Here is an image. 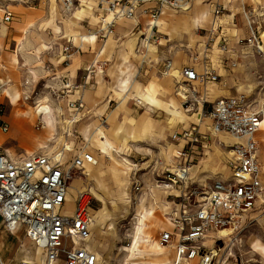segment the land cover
I'll return each mask as SVG.
<instances>
[{
    "label": "rangeland",
    "instance_id": "obj_1",
    "mask_svg": "<svg viewBox=\"0 0 264 264\" xmlns=\"http://www.w3.org/2000/svg\"><path fill=\"white\" fill-rule=\"evenodd\" d=\"M186 1L190 6L189 10L185 11L182 8L171 10L181 20L178 19L172 24L162 16L159 19L163 39L161 44L154 45L156 47L152 49L153 57L161 56L164 59L182 57L189 60L193 47L197 45V48L200 44L204 34L203 27L210 25L213 21L209 11V1ZM220 1L223 2L225 9L220 17L221 20L217 21L224 26L225 31L249 35L254 30L264 37V0ZM6 4L14 11L15 17L11 23H6L9 27V35L0 40V64L10 68V58L13 57L14 50L22 45L21 42L25 43V48L21 52L23 58L19 56V64L14 62V66L9 69L14 72L10 76L19 96L15 104L6 99L5 112L9 118L24 116L31 136L28 139H22L18 135L10 136L11 130L7 133L0 130L1 138L8 136L1 143L0 150L16 158H25L34 153L51 154L54 152L55 145L59 143V119L57 115L51 118L50 115L36 113V106L40 100L49 97V87L43 78L36 81L35 75L43 65L42 59L45 60L49 57V53L51 55V52H59L62 49V41L57 39L56 42L48 45L46 31L52 29L56 32L57 26H60V34L65 35L70 30L77 31L82 30L83 26L95 25L96 18H93L91 13L80 10V7H83L81 5L76 6L72 13L66 15L54 0H8ZM12 4L19 6L20 9L17 8L16 11ZM86 4L91 8L90 0ZM1 6L5 7L2 0H0ZM245 9H248V12L243 13ZM1 15L2 12L0 19ZM11 30L15 32V39L10 34ZM140 30L141 25L133 26V29H128L129 34L122 38L118 37L119 41L118 38L114 40L117 34L115 33L107 42V50L112 58L107 65V72L103 73V80L109 85L107 89L116 96L111 100L110 108H114L117 102H120L123 112L115 113V117L108 120L105 133L113 146L138 166L128 165L131 166L128 168L120 159L121 164H117L114 160H110L109 156L103 157L98 148L100 164L93 169H88L90 173L99 170L98 175L92 179L85 175L83 177V185L92 187L94 195L95 212H93L90 243L98 253L97 264H148V262L157 263L164 259H172L171 255L158 258L150 252L157 248L155 240L159 227L164 224L163 213L168 205L167 200L170 199H167L165 188H157V184L169 171H174L176 161L172 156L173 150L168 140V133L178 126L179 118L171 119L169 116L165 118L159 107H154L152 110L155 112H153L149 109V103L141 104L138 99V94L143 91L156 95L158 92L167 91L169 100L174 102L172 93L169 95L170 89H167L166 80L153 69L154 67L150 66L152 64L150 60L153 57L145 62L149 70L140 75L141 56H136L137 54L132 50V47L135 48L136 45L129 42V35L139 33ZM124 41L126 45L122 44ZM130 59L132 63L127 62ZM226 69L227 73L219 77L215 89L219 95L244 93L255 99L264 87V55L245 59L238 66ZM122 79H126L124 88L119 85ZM258 103L264 106L261 102L258 101ZM175 106L182 109L178 103ZM51 110L53 112V104ZM153 118H156V125L153 124L155 123ZM210 138L212 139V137L208 139L211 140ZM226 138H222V142H219L221 151L211 144L206 149V153L201 156L199 164L200 169L205 171L203 176L206 177L205 174L209 176L207 169L224 173L225 153L220 152L225 151L222 143L229 142ZM262 150L264 154V147ZM135 172V178L140 179L144 186L139 193L135 192L133 185ZM89 175L93 176L92 173ZM79 186L78 178L71 181L67 211L66 208L64 210L67 213L74 204L75 189ZM3 233L5 231L0 227V234ZM137 234L140 254L128 249ZM247 235L242 249L243 256L264 264V221L253 227ZM23 237L26 236L22 231H17V234H7L6 258L0 255L5 264L13 263L16 256L23 250L33 249L32 243L28 239L25 241ZM203 244L209 245L208 241ZM228 261H231V258H228Z\"/></svg>",
    "mask_w": 264,
    "mask_h": 264
},
{
    "label": "built area",
    "instance_id": "obj_2",
    "mask_svg": "<svg viewBox=\"0 0 264 264\" xmlns=\"http://www.w3.org/2000/svg\"><path fill=\"white\" fill-rule=\"evenodd\" d=\"M64 14L72 13L77 0H56ZM96 15L101 26L89 31L95 40L104 42L114 33L118 19L136 20V9L146 3H154L142 11L149 15L147 42L159 43L163 35L157 32V23L164 6L182 8L186 0H94ZM215 16L224 9L220 4L213 7ZM12 12L5 10L3 19L9 21ZM239 47H255L263 52L261 33L254 30L248 37L236 39ZM217 49L234 53L227 36L218 27L208 32L206 51ZM73 45L67 44L63 51L68 58ZM67 63V62H66ZM236 60L231 65L236 66ZM107 60L94 58L86 67L83 82L64 80L59 89L63 93L84 91L95 87L90 81L97 73H104ZM168 62L164 73L170 74ZM172 74V73H171ZM175 77L174 92L180 97L182 109L193 119L189 129L173 134L174 141L186 140V144L173 150L178 159L174 171H169L157 184L160 188L177 190V208L170 215L172 229L162 230L159 247L174 246L177 263L196 260L197 264H260L243 256L248 232L264 217V182L261 173L264 166L258 159L259 144L256 133L264 126V110L254 107L245 94L221 97L207 105L205 95L193 89L199 82L207 85L219 81V75L208 64L197 72L189 66L179 70ZM8 81L0 83V127L9 130L4 120V95ZM55 92V91H54ZM72 118L78 119L84 110L82 95L70 101ZM101 122L104 118L100 117ZM205 125L209 134L204 137L200 128ZM220 132L232 135L236 142L231 146L227 160L230 169L226 176L216 175L207 181L191 177L194 152L200 139H208ZM63 148L53 154H31L16 159L0 151V218L9 232L23 225L26 237L33 242L37 255L22 258L18 264H96L98 256L86 245L91 236L94 201L90 189H78L74 204L65 212L71 181L84 171L86 165H97L98 158L90 151H79L70 162L63 161ZM182 169L184 173H178ZM189 170V171H186ZM196 173V172H195ZM134 184L136 193L141 183ZM67 211V208H66ZM72 241V243H70ZM208 241L209 245L203 242ZM231 258V261H228ZM0 264H5L0 258ZM128 264V263H127Z\"/></svg>",
    "mask_w": 264,
    "mask_h": 264
},
{
    "label": "crops",
    "instance_id": "obj_3",
    "mask_svg": "<svg viewBox=\"0 0 264 264\" xmlns=\"http://www.w3.org/2000/svg\"><path fill=\"white\" fill-rule=\"evenodd\" d=\"M54 1H55L56 5L60 8L59 3L56 0H54ZM87 1L88 0H77L76 6H78V5L83 6V7H80V10H83V11H87L86 8H89L90 11H87V12L91 13L93 18L94 17L96 18L95 19V21H96L95 25H90L88 27L83 26L82 30H77V31L70 30L65 35L60 34L61 33L60 26H57L56 32L52 29L47 30L46 31V35H47L46 36L47 37L46 42H47V44L48 45L53 44L54 42H56L55 40L59 39L62 41V43H61L62 49H60L59 52H54V53L51 52V55L49 53L48 54L49 57L47 59L41 60L43 65L40 67L39 70H37L35 78H37L36 81H38L42 78L45 79V81L47 83V87H49V97H47L45 99H49L47 101V103H49V105L53 104V112L54 113L52 112V110H50V113L41 114V115H50L51 118L55 117V115H57L56 117L59 119V123H58V127H59V140H58V142L59 143H58V145H55L53 153L62 149L64 144L66 143L67 145H69L70 149H68V148L63 149V161L64 162L65 161L70 162L71 159L79 151H81L83 149H86V150L92 152L98 158L99 162L97 165H86V167L84 168V171L82 173H78L73 178V180L78 178L80 181V186L77 189H75L76 191L78 189L88 188L93 193L92 187L83 185L84 184L83 177L85 175L87 178L92 179L94 176L98 175L99 170H96V171L94 170V171H91L93 176H90L89 174H91V173L88 171V169H93L100 164V155L97 154L98 148L101 150V148L99 146L100 139L104 138L103 135H105L110 140L109 136L106 135V133H105V129H106V126H108V120L111 118H114L115 113L123 112L122 108H121L122 104L120 102H117V104L114 108H110L111 100L113 98H116V96H115V93H112L111 91H109L107 89L109 87V85L107 84L106 81L103 80V78H104L103 73L102 74L97 73L94 77H91L89 80L92 81V83L94 82L95 87L87 88L84 91L74 90L71 93H63V92H59L58 90L56 91L55 88L59 89L62 85V82L64 80H67V79L70 80L71 82H83V77H84L86 67L96 57L101 59V60H107L109 63L111 61L112 56L109 54V52L107 50V42L110 40V38L115 33H117L116 37H114V40L116 41V39L118 37L122 38L124 35L129 34L130 33V32H128L129 28L133 29V26L141 25V30L139 33H136L132 36L129 35V42L131 44L136 45L135 48L132 47V50H134V52L137 54V55L135 54L137 57H138V55L141 56L140 75H142L144 72L149 70L148 66L145 65L146 64L145 62H146V60H150V58L153 57L154 53L152 52V49H154L156 47L154 45H159V44H161L162 41H160L159 43H154V42L149 43L146 40V38L149 35L148 26L150 23V17L148 14L144 13L142 10L145 7L152 6L154 4L152 2L146 3L145 5H141L136 9V15H137L136 20L126 18V17L122 18L123 21L120 20L121 18L118 19L114 33L111 34L104 42L95 40L92 36H90L89 31H92L96 28H99L101 26V21L96 15V3H95V1L90 0L91 1V8L87 7L88 6L86 4ZM208 1H209V6H210L209 11L213 17V21H211L210 25L203 27L204 28V34L202 36L201 41L199 42L200 44L198 45L197 48H196L197 45H195V47H193V53L191 54L190 59L185 60L182 57H177L175 59H164L161 56H158V57H153V59L150 60L152 62V64L150 66L154 67L153 69L157 73H159V75L162 76L164 80H166V82H167L166 84L168 85L167 89L168 90L170 89L169 95L172 93V95L174 96L173 97L174 102H172L171 99L169 100L167 91H164L161 93L158 92L157 95L155 93L153 94L152 92H149V91L148 92L143 91L142 93L138 94V99L140 100L141 104L143 102H147L150 104L149 109L152 110L154 107L157 106L160 108L159 110L164 115L165 118H167L168 116L171 119H173L175 117L179 118L178 119L179 120L178 126L175 127V129L171 130L168 133V140L171 144L172 150H174L178 147L184 146L187 142L186 140H182L180 142L174 141L172 139L173 134L176 132H181L183 130L189 129L192 125V122H193V119L191 117H189V115L186 114L184 112V110L175 106V104L178 103L180 105V107L182 108L181 99L174 92L175 77L172 76V74H174V75L178 74L179 70L185 66H189V67L193 68L195 71L200 72L204 69L205 63L207 62L215 70V72L219 75V77H221L222 75L227 73L226 68H232L233 67L231 65V60H236V62H237L236 66H238V64H240L241 61H243L245 59L264 55V37L262 35H261V44H262V48H263L262 53L257 52L255 47H252V46H248V47H244V48L237 46L236 42H235L236 39L248 37L251 33L249 35H240L238 33H232V32L225 31L224 26H222V24L217 21L218 19L221 20V18H220L221 16L217 17V16H215V14L213 12V7L215 4H220L223 7V9H225L223 2L220 0H208ZM7 2H8V0H2V3L5 4V7L4 6L0 7V13L2 12L1 19H0V22H1L0 26H2V24L6 25V23H8V24L11 23L15 17L14 11H12L10 9V6L6 4ZM11 6L14 7L15 10L17 8L20 9L19 6H16L13 4ZM6 9L11 11L12 15H13L11 20H9V21H5L3 19V16H4ZM172 9H175V8L170 7V6H164L162 8L159 19L162 16L164 19H166L167 21H169L172 24L176 23L178 19L181 20V18H179L178 15H174V13L171 11ZM202 11L204 12V9H202ZM25 12H27V11H25ZM244 12L245 13L248 12V9H245V11L243 10V13ZM244 16H245V14H244ZM159 19H158V21H159ZM182 20H184V19H182ZM184 21H183V24H184ZM231 21H232V23H234L233 20H231ZM157 25H158L157 26L158 27L157 32L161 34L159 23H157ZM6 27H7V32L4 36H2V35L0 36V40L9 35V27L7 25H6ZM214 27H216V28L218 27L219 33L224 34L225 36L228 37V39L230 41V45L235 48L234 53L221 52L215 48L210 49L209 51H206L208 32ZM12 28L14 29V27H12ZM184 30H185V28H184ZM10 34H12V38L15 39L14 30ZM58 34H60V35H58ZM119 38H118V41H119ZM21 43H22V45L19 48H16L14 50L13 57L10 58V68H12L14 66V62L16 64H19V56H20V58H23L21 52L25 48V43L24 42H21ZM67 44L73 45V49H72V51H70L68 58L66 57V54L63 51V47ZM122 44L126 45V42L124 41V42H122ZM124 51L126 53L128 52L127 49H125ZM121 55H122V53H121ZM128 57H129V55H128ZM135 60L138 61V59H135ZM127 62L132 63V59H130ZM168 62L171 63L170 74L164 73V71L166 69V65ZM10 68L0 64V83H3L5 81L9 80L6 91H5L4 95L1 96V101L4 104L3 117H4V120L9 123V130L8 131L11 130L9 135L13 136V135H18L17 132L12 131V126H11V121H10L11 118H13L15 116H10V118H9L6 115L5 105H6V99H8L11 103L15 104L17 101V98L19 96V92L13 86L12 77L10 75L14 74V72H13V70H9ZM106 69H107V67H106ZM106 69H105V72H107ZM109 69L111 70V67ZM38 74H40V76ZM115 74L118 75L117 73H115ZM119 85L122 88H124L126 86V79H122ZM217 85H218L217 82H212V83H209L207 85H203L199 82H194L192 84V87H193V89L198 91L199 94L205 95V97L207 99V105L211 104L212 102L216 101L217 99H219L221 97H230V96H237L239 94H244V93H235V94H231V95H219L216 93V90H215ZM263 89H264V87L259 91V93L255 99H252L247 94H245V95L254 104V107L262 108L264 110V106H260L258 103V101H259V102H261V104H264V90ZM13 91L18 92V95L16 97L15 102L12 101V99L9 95V92H13ZM81 95H82V99L84 102V110H83L82 115L78 119L74 120L72 118V115H73L72 110L69 108V103H70V101L77 100ZM147 95H149V100L147 99ZM152 100L154 102H152ZM40 102H43V100H40ZM51 105H50V109H51ZM170 110H178L179 115L178 116L174 115L173 113H171ZM152 111L155 112V110H152ZM182 111H183V113H181ZM149 113L151 114L152 112H149ZM18 116L22 117L23 127L25 129H28V125L26 124V121L24 120V116H21V115H18ZM100 117L104 118L105 121L101 122ZM48 118L51 119L50 117H48ZM153 121H155V123H153V124L156 125L157 124L156 118H153ZM0 130L4 133L8 132V131H3L1 129V127H0ZM200 134L203 135V137L206 134H209V131L207 130L205 125L201 126ZM7 137H5V138L0 137V142L2 143L3 140L7 139ZM203 137L200 139L199 143L197 144L196 150L194 152L192 164L197 167V172L192 173L191 177L193 179H197V178L201 177L202 179L211 182L213 180V177L216 175L226 176L227 174H229L230 169L227 165V160L231 156L230 148L236 142V140L232 135H230L227 132H220L217 135H212L211 136L212 139L210 138L211 140L204 139ZM224 137L229 138L228 139L229 142H227V143L223 142L222 143L225 151L220 152V153H225L224 154V156H225L224 173H220L217 170L207 169V171H209V176H207L208 174H205L206 177L203 176V173H205V171L200 169V164H199V160H200L201 156H203L206 153V149L211 144L214 145V147L216 149L221 151L220 149H222V148L220 147L219 142H222L221 139ZM255 137H256L258 144H259L258 159L260 160V162L264 166V154H263V150H262L264 147V126L256 133ZM208 140H209V142H208ZM218 144H219V146H218ZM96 145L99 147H97ZM0 151H2V150H0ZM2 152H6V151H2ZM53 153H51V154H53ZM41 154H48V153H41ZM172 156L175 158L174 155H172ZM11 157H13V156H11ZM13 158H16V157H13ZM203 158H205V157H203ZM16 159H20V158H16ZM211 160H212V158H211ZM175 161L177 162L178 159L175 158ZM134 164H136V163H134ZM134 166H138V165L136 164ZM135 176H136V172L133 173V185L135 184V182L137 180H140V179L135 178ZM261 179L264 182V170L261 173ZM140 183H141V181H140ZM143 187L144 186H142V184H141V189H140L141 191H142ZM155 187H157V186L155 185ZM157 188H160V187H157ZM165 190L167 191V199L168 198H170V199L167 200L168 205L166 206V209L163 213L164 224L161 225L158 229V235H157V238L155 240L156 247H157L156 249H160L159 246L157 245V239H158L161 231L166 230V229H172L169 214L175 208H177V195H178L177 190H175V189L174 190L165 189ZM93 212H95L94 201H93V206H92V213ZM262 221H264V217H262L255 226L259 225ZM0 227L4 231H8L4 227V224H3V221L1 220V218H0ZM91 229H92V227H91ZM16 231H22L25 234V229H24L23 225H19L17 227ZM9 233H11V232H9ZM247 236H246V238H247ZM90 238H91V236H90ZM90 238L87 240L86 245L89 249H91L93 252H95L98 256V253L91 246ZM245 242H246V239H245ZM31 243L33 245V249L23 250L22 253H20L19 255L16 256L13 264H18V261L22 258H26V257L32 258V257H35L37 255L36 248H35L33 242H31ZM162 248L164 249V254H162L160 257H158V256L157 257L161 258V257H164L163 255H165L166 257L168 255L169 256L171 255L172 259H164L163 261H160L157 263L169 262L170 264H197L196 260H192L189 262L181 260L180 262L177 263V252H176L175 247L174 246H165ZM166 257H164V258H166ZM97 262H98V259H97ZM97 262H96V264H97ZM157 263L148 262V264H157Z\"/></svg>",
    "mask_w": 264,
    "mask_h": 264
},
{
    "label": "bare ground",
    "instance_id": "obj_4",
    "mask_svg": "<svg viewBox=\"0 0 264 264\" xmlns=\"http://www.w3.org/2000/svg\"><path fill=\"white\" fill-rule=\"evenodd\" d=\"M189 8H190V6H189L188 2L184 1L183 2V10L186 11V10H189ZM86 10L90 11L89 8H86ZM120 20L123 21L122 18ZM6 32H7V27H6V25L2 24V26H0V36L1 35L4 36L6 34ZM9 95H10L12 101L15 102L16 97L18 95V92L17 91L9 92ZM147 99L149 100V95H147ZM48 100L49 99H45V100H43V102H40L36 106V113L38 115L50 113L51 109H50V105L47 103ZM152 102H154V101L152 100ZM170 111L174 115H177V116L179 115L178 110H170ZM10 121H11L12 131L17 132V134L22 139L30 138L31 132L28 129H25L23 127L22 117L15 116V117L11 118ZM103 137L104 138H101L100 142H99V146L101 148L103 157L109 156V158L111 160H114L117 164H121V161H122L128 168H131V166H128V165H132V166L136 165L129 158L125 157L117 148H115L112 145L111 141L105 135H103ZM226 139L228 140V138H226ZM0 144H1V142H0ZM115 154H116V156H114ZM189 170L192 172H195V171H197V167L196 166L189 167ZM189 170H186V171H189ZM178 173H184V172L182 169H180L178 171ZM7 234H17V231L15 230L14 232H11V233H9L8 231H5V233L0 234V255L1 256L3 255L5 258H6V256H5V246H6L5 242H6ZM23 239L25 241H28L26 237H23ZM138 239H139V235L137 234V237H135L133 244L128 249L131 252L140 254L141 252H140L139 247H138ZM159 248L160 249H155L154 251H151L150 254H153V255L160 257L162 254H164V249L162 247H159ZM166 263L170 264L169 262H163V263H157V264H166ZM9 264H13V263H9Z\"/></svg>",
    "mask_w": 264,
    "mask_h": 264
}]
</instances>
